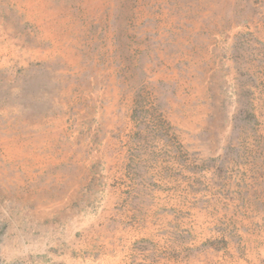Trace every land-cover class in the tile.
I'll return each instance as SVG.
<instances>
[{"label":"rangeland","instance_id":"374dc122","mask_svg":"<svg viewBox=\"0 0 264 264\" xmlns=\"http://www.w3.org/2000/svg\"><path fill=\"white\" fill-rule=\"evenodd\" d=\"M0 264H264V0H0Z\"/></svg>","mask_w":264,"mask_h":264}]
</instances>
